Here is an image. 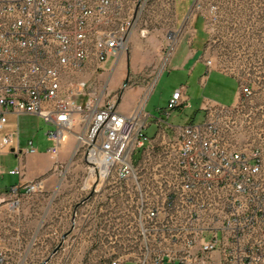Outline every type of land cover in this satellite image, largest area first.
<instances>
[{"label":"built area","instance_id":"1","mask_svg":"<svg viewBox=\"0 0 264 264\" xmlns=\"http://www.w3.org/2000/svg\"><path fill=\"white\" fill-rule=\"evenodd\" d=\"M157 2L0 0V194L17 198L13 205L45 188L44 178L1 188L2 155L37 152L33 138L20 147L21 115L50 126L55 159L73 136L69 161L84 167L77 200L66 205L68 227L66 207L57 208L63 232L38 264H74L77 256H96L97 264H264L262 150L222 138L217 121L229 106L209 103L201 122L173 123V112L191 108L185 85L152 116L147 99L123 112L107 83L84 76L97 79L137 31L155 29ZM168 39L174 52L177 35ZM251 94L239 81L238 96ZM9 115L16 128L6 130ZM7 173L20 176L21 168Z\"/></svg>","mask_w":264,"mask_h":264},{"label":"rangeland","instance_id":"2","mask_svg":"<svg viewBox=\"0 0 264 264\" xmlns=\"http://www.w3.org/2000/svg\"><path fill=\"white\" fill-rule=\"evenodd\" d=\"M171 2L153 31L146 36L138 31L134 34L135 42L130 43L128 52L114 62V66L111 64L113 67L105 66L97 79L92 74L84 76L98 85L107 83V92L117 94L119 109L123 112H130L139 101L147 99L145 111L152 116L159 115L157 109L166 107L171 93L180 85L189 86L192 100L224 96L231 102L237 84L220 73L236 76L240 83L251 86L252 94L239 95L235 104L219 116L217 124L222 138L236 148L247 151L260 148L264 170V0H176L175 8ZM174 34L178 42H189L195 36L194 47L200 48L203 44L202 60L211 59V68L217 71L209 75L205 86L194 82L186 71L173 69L165 63V58L173 55L168 37ZM197 109L193 106L191 111H184L183 116L173 112L169 120L186 123L185 115L196 112V121H199L202 113ZM15 122V117L9 115L5 129L16 128ZM17 123L21 144L33 138L38 148L37 154L27 157L25 166L28 172L37 173L46 164L43 157L47 146L45 132L50 126L33 115H21ZM2 161L7 168H14L19 158L9 155L2 157ZM61 164L74 173H70L55 201L59 212L77 200L76 188L84 168L81 162H70L69 155ZM17 179L15 175L5 174L1 187L16 184ZM48 198L20 196L18 203L12 205L17 198L0 194V264H38L55 243L46 240L35 244L34 241L48 234V230L34 229L35 216L39 214L35 206ZM24 204L29 207L19 211ZM72 259L74 264H97L96 256Z\"/></svg>","mask_w":264,"mask_h":264},{"label":"crops","instance_id":"3","mask_svg":"<svg viewBox=\"0 0 264 264\" xmlns=\"http://www.w3.org/2000/svg\"><path fill=\"white\" fill-rule=\"evenodd\" d=\"M172 1V2H171ZM158 0L157 2V7L159 8L160 12H161V18L163 19V16L165 15V8L164 6L167 5L168 2H171L173 4V8H175V3L176 0ZM169 4V3H168ZM164 14V15H163ZM160 18V19H161ZM194 37L193 36L191 38V40L189 42H183L182 40L178 42L173 55L170 58L169 63L167 64L168 67L171 66V68L173 69H177V70H184L186 71L187 75L190 77H193L194 82H197L198 85L200 86H205L207 81H208V77L212 72H217L215 70H213L212 68H207L205 61L202 60L201 57V53H202V48H203V44L202 46L199 47H194ZM136 36L133 35L131 38V42H135ZM114 66V62L112 60L108 61L106 63V66L110 67L112 65ZM112 66V67H113ZM198 68V70L196 71V69ZM117 70V67L116 69ZM220 73V72H218ZM225 78H230L231 80L235 81V83L237 84V90L234 96L233 101L228 102L226 97H218L216 96L214 99H208V98H203L200 99L198 97H195L193 100L189 95V86L185 85L187 87V94L189 96L190 99V103H191V108L188 109L191 111L193 106H196L201 113H202V117L199 121H196V112H192L189 115H185L188 119L187 122H194V123H198L201 122L203 119V116L205 115V108L209 103H213V104H221L224 106H231L234 105L235 102L237 101L238 98V91H239V80L236 76H231V75H226V74H222ZM223 91H221L220 94H222ZM222 98V99H220ZM183 116L184 113H177ZM46 139V137H45ZM40 142V141H38ZM47 142V146L46 149L44 151L43 157H45V165L42 169H40V171H38L37 173H31L28 172L26 170V160L27 157L32 156L34 154H25L24 156H22L21 158H19V162L17 163V165L15 167H20L21 168V175H15L17 176V183H23L25 181L28 180H33V179H37V178H44L45 180V188L43 193L40 194H35L34 197H44V196H48L49 198L47 200H45V202H43L40 205H36L35 206V210H39V214L36 213L37 216H35V231H42V230H48V234L46 237L42 238V237H36V240L39 242L42 241H46V240H54L56 238H58V236L60 234H62V230L60 229V224L59 222L56 220L58 216V213L56 212L57 206H56V198L59 194L62 193L63 188L65 186V183L67 182V178L69 177L70 173H74L71 170H67L62 171L60 168L54 166L55 162L57 161L59 164H61L62 160L65 157H68V155H70V152L72 151V149L74 148L75 145V138L73 136H68L66 143L64 144V146L62 147L60 154L58 156L57 159H55L53 156H51L49 153H47V148L50 146V142L46 139ZM25 144L22 145L20 142V147L24 148ZM37 148V146H36ZM38 153V148H37V152L35 154ZM9 155H14V154H10V153H5L2 155V157H6ZM1 157V160H2ZM15 158H17L14 155ZM3 167H4V175L8 174L7 171L10 169H13V167L11 168H7L6 165H4L3 161H2ZM14 167V168H15ZM10 175V174H8ZM16 184L10 185V186H4L2 188L3 191L7 190L9 187L14 186ZM2 195L7 196L5 193H3ZM29 207L27 205H21L19 208V211L23 212L26 210V208ZM70 207L66 206L65 210L66 212L64 213V217H65V229L68 227V211H69Z\"/></svg>","mask_w":264,"mask_h":264}]
</instances>
